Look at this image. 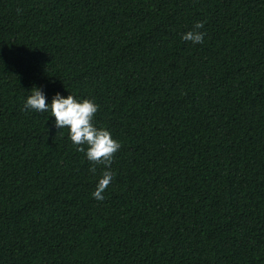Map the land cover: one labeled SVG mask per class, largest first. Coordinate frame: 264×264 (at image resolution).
<instances>
[{"label":"trees","instance_id":"1","mask_svg":"<svg viewBox=\"0 0 264 264\" xmlns=\"http://www.w3.org/2000/svg\"><path fill=\"white\" fill-rule=\"evenodd\" d=\"M32 86L94 100L107 166ZM0 264H264V0H0Z\"/></svg>","mask_w":264,"mask_h":264},{"label":"clouds","instance_id":"2","mask_svg":"<svg viewBox=\"0 0 264 264\" xmlns=\"http://www.w3.org/2000/svg\"><path fill=\"white\" fill-rule=\"evenodd\" d=\"M202 27L203 22L197 21L191 29L182 33L181 39L193 44L202 43L204 38V32L200 31ZM23 107L36 112L49 113V116L54 117V127L67 128L68 139L77 146L78 151L84 153L85 159L93 164L103 163L107 166L113 154L120 148L119 141L112 138L110 131L94 123L93 118L98 105L93 99L80 98L69 93L62 96L56 92L46 103L44 93L36 86H32L23 100ZM90 170L95 172L94 167L90 166ZM113 176L114 173L105 167L91 193L94 199H104V190Z\"/></svg>","mask_w":264,"mask_h":264}]
</instances>
